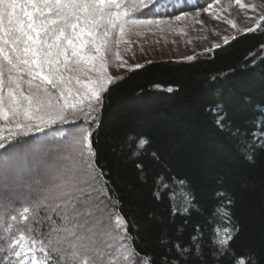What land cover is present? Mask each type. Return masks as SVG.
<instances>
[{
	"label": "trees",
	"instance_id": "trees-1",
	"mask_svg": "<svg viewBox=\"0 0 264 264\" xmlns=\"http://www.w3.org/2000/svg\"><path fill=\"white\" fill-rule=\"evenodd\" d=\"M209 3L215 0H148L135 18H171ZM254 29L191 59L144 62L117 75L104 94L89 137L94 157L84 148L94 187L103 193L107 185L111 223L122 232L126 224L133 238L136 264L145 255L152 264L164 257L168 264H264V27ZM0 127L7 146L10 126ZM54 127L44 143L41 132L17 143L57 162L88 124ZM31 163L39 170L42 160ZM3 219L0 213V227ZM225 228L227 245L219 243ZM177 243L190 251L178 252Z\"/></svg>",
	"mask_w": 264,
	"mask_h": 264
},
{
	"label": "snow or ice",
	"instance_id": "snow-or-ice-1",
	"mask_svg": "<svg viewBox=\"0 0 264 264\" xmlns=\"http://www.w3.org/2000/svg\"><path fill=\"white\" fill-rule=\"evenodd\" d=\"M219 2L203 12L220 19L212 11ZM236 3L256 11V5ZM148 7V0H0V121L10 125L7 132L14 138L7 146L0 142V264H135L139 253L130 248L127 225L123 232L113 229L107 185L103 193L94 187L83 156L54 162L51 154L34 153L17 140L41 132L44 143L58 131L54 126L87 123L84 145L94 157L89 137L114 83L108 74L114 46L138 27L168 23L135 18ZM259 24L264 27V14ZM3 132L0 127V140ZM37 156L42 163L34 170ZM22 203L27 206L17 212ZM229 232L224 229L219 243L227 245ZM176 248L190 251L179 243ZM140 264H152V257L145 255Z\"/></svg>",
	"mask_w": 264,
	"mask_h": 264
},
{
	"label": "rangeland",
	"instance_id": "rangeland-1",
	"mask_svg": "<svg viewBox=\"0 0 264 264\" xmlns=\"http://www.w3.org/2000/svg\"><path fill=\"white\" fill-rule=\"evenodd\" d=\"M240 3L246 6L256 5V11L241 8L235 0L224 4L219 3L212 10L219 13L220 19H213L212 16L204 13V8L184 12L189 15L180 21H176L175 16L182 13L171 16V18H153L168 21V23L159 27H138L125 35L121 43L113 48V54L108 64V74L114 79L117 75L135 68L137 64L141 65L147 61L193 57L195 54L215 49V45L224 44L225 37L230 40L234 36L248 31V29L256 28L259 24V17L264 14V0H240ZM197 12L200 15H196ZM233 24L235 27L232 26ZM0 126L10 125L0 121ZM77 133L78 136L75 141L69 143L67 150L64 148L67 157L59 159L57 162L70 157H75L79 161L82 155L88 175L94 177L87 151L84 148V133L83 131ZM116 224H112L113 229L122 232L119 230L121 226L117 224L118 227ZM134 261L136 264L135 259Z\"/></svg>",
	"mask_w": 264,
	"mask_h": 264
}]
</instances>
